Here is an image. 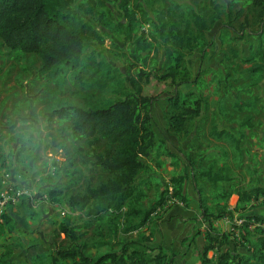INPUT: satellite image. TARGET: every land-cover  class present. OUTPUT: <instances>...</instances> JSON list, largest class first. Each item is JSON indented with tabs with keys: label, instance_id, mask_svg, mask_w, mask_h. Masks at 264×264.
Instances as JSON below:
<instances>
[{
	"label": "rangeland",
	"instance_id": "1",
	"mask_svg": "<svg viewBox=\"0 0 264 264\" xmlns=\"http://www.w3.org/2000/svg\"><path fill=\"white\" fill-rule=\"evenodd\" d=\"M251 2L130 0L131 20L124 17L121 0H74L71 11L95 30L86 41L85 53L111 64L123 87L116 80L106 87L93 85L71 71L48 76L41 71L38 54L11 49L0 38V264L1 257L11 264H51L52 251L72 244L61 231L62 225L73 229L79 241H86L93 254L110 244L117 249L123 240H137L140 242L131 243V248L161 245L178 254L175 264H200L206 225L192 182L186 187L187 205L169 198L150 221L132 232L126 230L128 226L117 213L91 217L68 205L70 195L84 193L88 186L107 178L95 164L93 153L104 152L110 145L105 137L88 139L74 132L72 119H61L55 110L71 104L85 106L88 96L96 104H108L122 90L131 89L130 79L144 68L151 79L144 84L143 93L159 95L152 107L153 125L163 141L161 151L170 156L153 157L152 169L142 170L137 183L144 196L131 206L147 207L185 165L198 169L213 163L216 171L235 177L231 188L236 183L264 185V69L248 70L259 61L255 51L264 15L261 7ZM178 4L180 10L175 9ZM192 9L203 14L206 34L198 43L179 47L173 43L170 15L174 13L183 29ZM241 9L244 13L239 15ZM178 55L183 56L181 62ZM251 57L253 60H247ZM177 65V82H184L177 86L171 80L157 79V74ZM192 92L202 97L203 111L176 133L170 117L178 109L169 97L177 93L181 101ZM237 100L250 105L238 109ZM248 114L253 116L254 127L246 128L240 142L209 135L218 124L239 139L237 130ZM200 185L210 206L228 203L234 210L232 219L214 221L217 231H228L233 223H248L251 230L264 229V196L240 203L237 194L222 196L220 186L204 181ZM128 219L132 224L141 221L140 216ZM235 232L240 240L239 228ZM150 234L153 239L147 242L144 237ZM102 242L107 244L100 246ZM241 243L239 252L250 255L248 264H261ZM213 255L214 251L208 252L209 257Z\"/></svg>",
	"mask_w": 264,
	"mask_h": 264
},
{
	"label": "trees",
	"instance_id": "2",
	"mask_svg": "<svg viewBox=\"0 0 264 264\" xmlns=\"http://www.w3.org/2000/svg\"><path fill=\"white\" fill-rule=\"evenodd\" d=\"M251 1L255 6L261 7V15H264V0ZM73 2L74 0H0V38L11 49L38 54L42 62L41 71L48 76L71 71L83 80L92 81L93 85L106 87L112 80H116L123 87L125 85L123 80L117 78L116 70L111 64L98 61L92 57V54L85 53L86 41L95 30L71 11ZM129 2L130 0H121L120 7L124 17L133 20L134 16L128 11ZM215 8L220 7L216 5ZM175 9L180 10L181 5H176ZM189 13L190 16L187 17L189 19H185L186 24L183 29L175 16L173 17L174 13L170 15L173 43L179 47L192 45L194 41L198 43L207 31L203 14L193 9ZM243 13V9L238 12L239 15ZM248 22L246 17V24ZM261 23L255 51L259 61L253 63L248 68L249 71L258 72L264 69V17ZM192 24L194 29L190 30ZM178 59L181 62L183 56L181 58L178 55ZM247 60H253V57ZM179 72L180 66L177 65L156 76L160 81L171 80L178 86L184 82H177ZM150 79L149 71L140 68L137 76L130 79L131 89L122 90L119 97L108 104H96L88 96L85 106L71 104L55 110L61 119H72L74 132L88 139L96 136L105 137L110 145L104 152L93 153L95 164L107 174V178L95 186H88L84 193L70 195L67 199L68 205L71 208L84 210L91 217L102 216L109 212L117 213L125 226H128L126 230L134 231L150 221L151 215L164 206L169 198L178 199L187 205L189 199L186 187L192 182L199 196L201 218L206 225V243L200 264H248L250 255H242L239 252L238 246L242 244L241 241L244 242L247 251L251 252L259 263L264 264V229L257 227L251 230L248 223H233L230 230L217 231L214 221L222 218L232 219L234 210L228 203L224 205L216 203L210 206L200 181L216 188L220 186L222 196L224 194L227 198L237 194L240 203H248L264 196V185L253 183L252 186L245 187L242 183H236L235 188H231L232 182L236 180L235 177L216 171L213 163L206 168L198 169L185 165L182 173L173 175L168 184L158 190L156 198L151 200L147 207L130 205L131 202L136 203L144 196L141 185L137 183L142 170L148 172L152 169L153 157L160 158L161 154H165L163 157L166 159L170 156L168 151H161L163 141L153 125L152 107L159 95L143 93L144 84L146 85ZM190 94L191 97L184 95L181 101L178 100L177 93L169 97L171 105L178 109V112L170 117L176 133L189 120L199 117L203 111L202 97L194 92ZM245 105L250 104L236 101L238 109ZM252 119L253 116L248 114L241 121L237 130L239 139L232 130L218 124L212 126L209 135L216 140L238 143L246 135V128L254 127ZM206 157L204 156V159ZM144 183L147 184L148 181L145 180ZM130 216H140L141 221L132 224L128 219ZM236 228H239L241 233V241L236 237ZM61 231L72 240V244L52 251L51 264H175L178 255L161 245L142 246L141 244L140 247L131 248V243L140 242L137 240H123L117 249L114 244H110L106 250L93 254L87 250L88 243L79 241L80 236L73 229L62 225ZM146 238L147 242H151L153 235L144 237ZM104 242L99 245L107 244ZM211 250L214 251L213 257L208 256ZM1 259V263L11 264L6 258L1 257Z\"/></svg>",
	"mask_w": 264,
	"mask_h": 264
}]
</instances>
